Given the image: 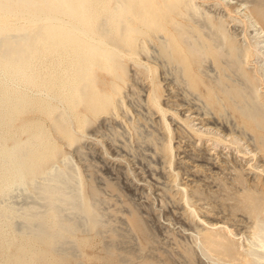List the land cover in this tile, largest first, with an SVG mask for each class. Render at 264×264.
<instances>
[{"label": "bare ground", "instance_id": "1", "mask_svg": "<svg viewBox=\"0 0 264 264\" xmlns=\"http://www.w3.org/2000/svg\"><path fill=\"white\" fill-rule=\"evenodd\" d=\"M242 1L213 3L243 26V35L207 7L210 0H0V264H86L82 247L104 230L111 260L126 262L117 252L120 233L102 206L104 191L63 145H75L83 160L84 143L96 139L112 155L91 127L100 117L128 115L127 98L136 94L126 88L136 93L138 85L129 82L143 76L151 83L149 111L162 113L167 132L156 150L177 178L176 131L159 97L160 68L171 67L205 113L229 127L206 126L205 118L192 123L195 115L173 111L182 132L264 160V0ZM139 121L122 123L138 137ZM257 160L250 165L264 175ZM105 185L121 190L108 178ZM178 187L207 225L191 203L193 191ZM244 192L249 234L239 240L234 228L217 221L195 233L196 247L215 264H264V188ZM125 216L131 230L147 229L134 208Z\"/></svg>", "mask_w": 264, "mask_h": 264}, {"label": "rangeland", "instance_id": "2", "mask_svg": "<svg viewBox=\"0 0 264 264\" xmlns=\"http://www.w3.org/2000/svg\"><path fill=\"white\" fill-rule=\"evenodd\" d=\"M213 1L215 0H210L207 7L223 13L229 21V25L231 21V28L235 29L239 35H243V26L230 20L227 10L222 6L215 7ZM232 1L241 3L242 0ZM215 8L216 10H214ZM238 11L243 12V10ZM249 32L253 33L254 31L249 28ZM242 38L240 41L244 42V38ZM247 65V69L251 70V64ZM169 68L171 67L160 68L158 72L161 80L158 92L162 103L169 109L167 117L170 121L172 120V126L176 131L173 142L176 143L175 166L176 170L180 172L179 178L175 177L169 163L156 150L155 142L160 144L167 132L162 127L164 123L162 113L156 110H153V113L149 111L147 106L149 103L147 104L145 97H148V93L151 91V83H147L148 80L145 81L147 78L143 76L135 79L136 81L129 82L130 86L138 85L136 93H132L133 86L126 88V92L132 91L131 94H136L127 98L130 106L128 115L124 117L121 113L120 120L100 117L91 127L98 139L105 141L113 156L106 152L105 154L102 144L95 143L96 139L84 143L86 146L84 151L87 155L80 154L83 160H79L75 145L72 146L73 148L63 145V148L73 153L75 159L82 164L85 172L94 173L95 185L104 191L101 197L105 201L102 206L108 214L106 217H109L111 226L117 228V232L120 233L117 240L120 250L117 252L128 258L126 262L111 260L107 252L108 249L106 250V244L111 241L110 231L104 230V233L99 232L97 236L91 234L90 243L82 247L84 254L82 257L86 264H215L217 262L215 258L204 257L199 247H196L195 233L206 223L195 216L192 207L185 203L179 191V185H186L190 189V193L193 191L191 203L198 209L200 217L204 218L206 222L208 221L207 225L216 223V221L219 224L227 223L236 231V238L240 234L241 237L243 234H249L252 222L247 217L244 189L247 187L264 188V175L258 173L257 169L250 165L251 162L254 164L258 159V165L261 166L260 162H262L264 166V160L259 155L252 160V156L249 157L250 153L247 154V157L237 155L238 153L234 149L232 151L223 146L215 147L210 141L203 143L198 137L184 133L185 131L182 132L180 129L182 121L173 111L177 110L176 112L182 117L195 115L193 117L195 121L192 123H198L205 118L204 122L210 121L205 124L206 126L210 124L212 127L213 125L220 126L224 131H228L229 127L226 125L225 119L221 121L214 115H207L199 97L195 95L196 93L188 92L184 84L178 83L176 76L172 73L173 69ZM149 106L152 107V104L150 103ZM128 117H134V119L140 117L139 138L133 133L132 126H129L132 128L129 131L122 123ZM197 126H201V124ZM236 132V134L241 133L238 128H236ZM112 138L113 140H111ZM245 141V139L241 141L240 149L245 146L242 150L246 149L247 142ZM259 158L262 159L259 160ZM250 166L251 168H249ZM107 178L118 183L121 190L112 191L111 188L106 187ZM130 208H134L138 212L142 225L147 228V231L144 229L145 233L144 230L137 232L138 228L136 232L130 229L125 216ZM241 237L238 239L241 240ZM192 250L196 251L197 255H192V257L190 254ZM120 255L117 253L115 257L118 258ZM129 258L132 259L129 260Z\"/></svg>", "mask_w": 264, "mask_h": 264}]
</instances>
